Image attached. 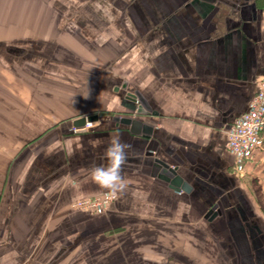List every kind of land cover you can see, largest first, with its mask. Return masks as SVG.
I'll list each match as a JSON object with an SVG mask.
<instances>
[{
    "label": "crops",
    "instance_id": "crops-1",
    "mask_svg": "<svg viewBox=\"0 0 264 264\" xmlns=\"http://www.w3.org/2000/svg\"><path fill=\"white\" fill-rule=\"evenodd\" d=\"M263 75L264 0H0V264H264V129L243 173L226 132Z\"/></svg>",
    "mask_w": 264,
    "mask_h": 264
},
{
    "label": "built area",
    "instance_id": "built-area-1",
    "mask_svg": "<svg viewBox=\"0 0 264 264\" xmlns=\"http://www.w3.org/2000/svg\"><path fill=\"white\" fill-rule=\"evenodd\" d=\"M93 122L87 120L84 128L92 127ZM74 131L80 128L74 126ZM264 129V75L258 80L257 90L249 103L246 111L239 115L232 125L226 130L227 147L234 158L235 169L243 173L247 159L253 151L263 144L262 131ZM116 194L105 193L94 197H85L75 200L72 208L105 212Z\"/></svg>",
    "mask_w": 264,
    "mask_h": 264
},
{
    "label": "clouds",
    "instance_id": "clouds-1",
    "mask_svg": "<svg viewBox=\"0 0 264 264\" xmlns=\"http://www.w3.org/2000/svg\"><path fill=\"white\" fill-rule=\"evenodd\" d=\"M130 146L121 141L119 133H114L105 151L106 165L91 169L92 180L102 189L113 195L126 190L127 184L122 176V168L127 161V149Z\"/></svg>",
    "mask_w": 264,
    "mask_h": 264
},
{
    "label": "water",
    "instance_id": "water-1",
    "mask_svg": "<svg viewBox=\"0 0 264 264\" xmlns=\"http://www.w3.org/2000/svg\"><path fill=\"white\" fill-rule=\"evenodd\" d=\"M253 7L255 8V5H253ZM130 96L135 98L138 102V108H137L138 113H141V114L150 113L151 108H150L149 104L147 103L145 98L138 91H136L134 93H130ZM97 117L98 116L93 115V116H89L88 119L95 121V120H97ZM115 120L120 121V122L125 123V124H130L132 130L135 132H140L142 129L146 130V131H148V130L151 131V129H152V128H150V126L143 124L141 121L136 120V119H131L129 117H118L117 116V117H115ZM161 164H162V168H161V172H160V177L169 181L173 187L181 188L184 190L189 189V185L186 183V181H184L177 174L176 168L169 166L165 162H161Z\"/></svg>",
    "mask_w": 264,
    "mask_h": 264
}]
</instances>
